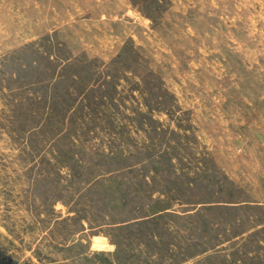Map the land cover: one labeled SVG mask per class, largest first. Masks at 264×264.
I'll return each instance as SVG.
<instances>
[{
  "label": "rangeland",
  "instance_id": "rangeland-1",
  "mask_svg": "<svg viewBox=\"0 0 264 264\" xmlns=\"http://www.w3.org/2000/svg\"><path fill=\"white\" fill-rule=\"evenodd\" d=\"M0 264H264V0H0Z\"/></svg>",
  "mask_w": 264,
  "mask_h": 264
}]
</instances>
